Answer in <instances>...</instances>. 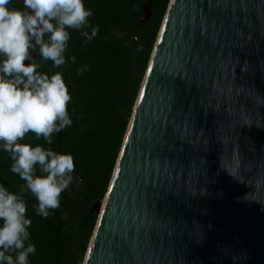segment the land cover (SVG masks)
<instances>
[{
  "label": "water",
  "instance_id": "1",
  "mask_svg": "<svg viewBox=\"0 0 264 264\" xmlns=\"http://www.w3.org/2000/svg\"><path fill=\"white\" fill-rule=\"evenodd\" d=\"M92 209L82 264H264V0H169Z\"/></svg>",
  "mask_w": 264,
  "mask_h": 264
},
{
  "label": "trees",
  "instance_id": "2",
  "mask_svg": "<svg viewBox=\"0 0 264 264\" xmlns=\"http://www.w3.org/2000/svg\"><path fill=\"white\" fill-rule=\"evenodd\" d=\"M144 2L84 0L92 11L89 24L98 26V33L88 40L90 27L69 30L66 63L60 68H53L51 61L43 62L38 51H33L37 56L33 59L42 64L37 71L62 74L71 96L68 111L73 123L54 133L51 145L31 132L18 142L70 153L75 170L72 182L61 194L60 207L50 210L47 218L37 214L38 201L25 187V215L32 221L28 242L36 248L29 255V264H82L84 260L98 217L92 206L107 191L169 0H151V15L141 22ZM9 7L22 8V2L11 0ZM73 56L75 63L71 62ZM85 65L87 70L78 75L77 69ZM2 143L0 184L20 194L25 181L11 171L13 161Z\"/></svg>",
  "mask_w": 264,
  "mask_h": 264
},
{
  "label": "clouds",
  "instance_id": "3",
  "mask_svg": "<svg viewBox=\"0 0 264 264\" xmlns=\"http://www.w3.org/2000/svg\"><path fill=\"white\" fill-rule=\"evenodd\" d=\"M10 4L11 0H0V142L13 161L11 171L25 185L14 194L0 184V264H29L36 248L28 242L32 221L25 215V187L38 201L37 214L47 218L50 210L60 207L61 194L75 170L70 153L18 142L31 132L51 145L53 134L73 123L68 111L71 96L62 74L37 71L42 64L31 52L38 51L43 62L60 68L66 63L69 30L90 27L91 34L85 35L91 40L99 29L89 24L92 11L84 0H23L19 9ZM75 60L71 57L72 63ZM86 70L85 65L77 74Z\"/></svg>",
  "mask_w": 264,
  "mask_h": 264
}]
</instances>
